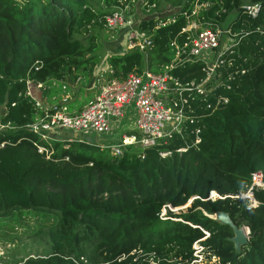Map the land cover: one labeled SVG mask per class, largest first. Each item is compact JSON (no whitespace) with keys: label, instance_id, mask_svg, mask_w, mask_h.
I'll list each match as a JSON object with an SVG mask.
<instances>
[{"label":"trees","instance_id":"obj_1","mask_svg":"<svg viewBox=\"0 0 264 264\" xmlns=\"http://www.w3.org/2000/svg\"><path fill=\"white\" fill-rule=\"evenodd\" d=\"M134 1L0 0V124L12 126L0 128V219L32 213L50 221L32 236L41 253L0 264H151L150 253L160 264H264V190L254 191L259 203L249 209L239 199L208 198L212 190L237 193L252 171L264 173V0H176L182 6L169 20L152 16L136 25L151 37L146 54L134 48L106 56L120 79L147 68L197 84L204 62L176 58L175 44L188 34L183 27L190 20L223 25L235 13L228 25L242 36L205 84L213 83L211 91L190 99L185 127L168 138L126 144L117 155L79 136L48 145L28 126L42 113L28 83H42L41 95L55 101L70 83L89 80L100 60L93 28ZM141 1L144 8L158 2ZM256 1V16L242 10ZM218 96L228 100L217 104ZM32 140L51 147L49 157ZM190 199L186 210L161 215ZM220 209L249 228L239 251L230 226L208 215ZM195 242L216 261H197Z\"/></svg>","mask_w":264,"mask_h":264},{"label":"built area","instance_id":"obj_2","mask_svg":"<svg viewBox=\"0 0 264 264\" xmlns=\"http://www.w3.org/2000/svg\"><path fill=\"white\" fill-rule=\"evenodd\" d=\"M145 4L147 12L156 6L155 2ZM241 7L245 13L254 17L259 12L261 3L246 2ZM170 18L172 17L160 18L159 23H164ZM99 22L108 30L125 29V50L137 48L146 54L151 47L150 35L135 26V21L127 13L126 6L103 14ZM183 30L188 31V34L184 43L175 44L176 58L179 61L200 59L204 62L206 76L199 83L194 84L192 81L182 83L167 71L153 72L147 68L139 72L130 71L120 79L111 76L112 68L106 66L91 77L95 93L77 110L68 111L67 106L42 105L39 99L28 91L36 99V106L42 111L28 124L29 128L48 145L55 140L72 141L78 134L84 132L106 133L117 128L118 123L114 122L120 121L124 117L125 106L133 103L135 110L133 129L129 133L128 131L122 133L120 140L102 145L107 146L113 154H121L126 144L154 145L161 138H168L174 132L182 130L189 117L186 110L190 99L194 98L196 91L203 95L211 91L213 83L209 87L205 84L213 77L216 79V73L220 74L217 72L218 67L223 66L227 54L233 52V47L242 36L240 31L233 30L231 26H222L210 20L201 22L190 20ZM230 64L229 60L228 65ZM233 77V74L228 75V78ZM37 85L42 87L43 84ZM226 86L229 87L230 84L227 83ZM227 100V96H218L216 102L219 104ZM3 127L12 126L0 124V128ZM63 128L73 130V135L57 136V130ZM196 141H199V138ZM32 142L38 151L45 152L46 157H49L51 147L39 144L36 140ZM3 144L4 142L0 145ZM255 190H264V173L259 169L251 172L248 184L237 193L221 195L217 191L213 193L212 190L208 198L239 199L249 209L259 203L254 196ZM213 194L216 196L212 197ZM148 261L151 264H160L158 256L154 253L149 254Z\"/></svg>","mask_w":264,"mask_h":264},{"label":"rangeland","instance_id":"obj_3","mask_svg":"<svg viewBox=\"0 0 264 264\" xmlns=\"http://www.w3.org/2000/svg\"><path fill=\"white\" fill-rule=\"evenodd\" d=\"M181 6L182 4L177 2L176 0H158L157 5L145 14L143 2L139 0L134 1L133 4L126 7V9L127 13H129L135 21L136 26L139 23V20L142 18L152 16L169 17L177 10H179ZM234 15V12L230 13L222 26H228ZM93 30L97 34V38L100 42V48L98 49L100 60L95 66V70L90 75V79L86 82H80L76 80L77 82L70 83L67 93H65V91H62L64 94H62L60 98H56L54 103L50 102L45 96L41 95V86L37 85V83H28L29 91H31V93L36 96L37 99H39L42 105L68 107V104L70 103H77L80 104L81 107L85 103V101L88 100L86 99L82 101V99L89 97V95L92 94L95 90V88H91L93 87L91 77L95 73H97L99 69L105 67L106 56L111 52H116L124 49V39L126 37L125 29L122 30L120 28L108 30L100 26H95ZM134 118L135 110L133 108V103L129 105L127 104L125 106L124 117L120 121L114 122L118 123L116 129L106 133H95L93 131L84 132L79 135L78 140L85 143L97 144L100 146L104 143L118 141L120 140L122 133L127 131L129 133L131 129H133ZM56 135L59 137H70L73 135V130L63 128L57 130ZM215 196V194L212 195V197ZM190 202L191 199L188 200L185 204L179 205L177 207L172 205H169L167 208L163 207L161 210V214H165L167 210H170L172 212L186 210V208L190 205ZM7 216L8 217L2 216V218L0 219V260H3L4 262H14L18 259L26 257L28 254L33 255L41 253L43 250L42 243H40L38 239H36V237L33 238L32 236L35 234L36 230L41 224H47L50 223V221L47 219L41 220L32 213L24 214L21 216H18L16 214ZM194 247H196L195 253L198 255L197 261H216L217 258L213 255L206 256V254L202 252L203 246H201L198 242L194 243Z\"/></svg>","mask_w":264,"mask_h":264},{"label":"water","instance_id":"obj_4","mask_svg":"<svg viewBox=\"0 0 264 264\" xmlns=\"http://www.w3.org/2000/svg\"><path fill=\"white\" fill-rule=\"evenodd\" d=\"M2 111H4V108H2ZM208 215L220 223L230 226L233 231V235L229 236L228 239L233 243L236 251H239L242 245L248 241L249 228L246 225H238L234 222L227 211L220 209Z\"/></svg>","mask_w":264,"mask_h":264},{"label":"crops","instance_id":"obj_5","mask_svg":"<svg viewBox=\"0 0 264 264\" xmlns=\"http://www.w3.org/2000/svg\"><path fill=\"white\" fill-rule=\"evenodd\" d=\"M138 1H139V0H138ZM144 10L146 11L145 8H144ZM150 10H151V9H150ZM150 10H149V11H150ZM145 11H144V12H145ZM149 11H148V12H149ZM105 61H106V59H105ZM106 66H107V62H106V64H105V67H106ZM103 68H104V67H103ZM94 70H95V68H94ZM99 70H100V69H99ZM91 88H93V87H91ZM92 91H93V90H92ZM65 93H67V91H65ZM93 93H95V90H94ZM93 93L89 95L88 99L92 97ZM62 94H64V93L61 92V93H60V97H61ZM35 97H36V96H35ZM36 98H37V97H36ZM51 98H52V99H55V96H52ZM49 101L52 102V103L55 102V101H52V100H49ZM86 101H87V100H86ZM86 101H85V102H86ZM73 104H74V108H72L71 111H72V110H77V109H79V108H75V107H77V103H73ZM131 130H132V129H131Z\"/></svg>","mask_w":264,"mask_h":264},{"label":"clouds","instance_id":"obj_6","mask_svg":"<svg viewBox=\"0 0 264 264\" xmlns=\"http://www.w3.org/2000/svg\"><path fill=\"white\" fill-rule=\"evenodd\" d=\"M102 69V68H101ZM80 134H78L77 136H79ZM213 191H216V190H213Z\"/></svg>","mask_w":264,"mask_h":264}]
</instances>
